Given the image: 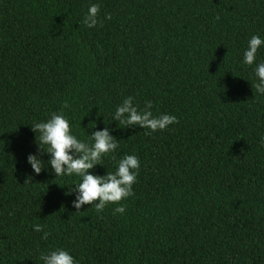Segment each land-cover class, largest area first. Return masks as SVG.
<instances>
[{
    "label": "trees",
    "instance_id": "16d2710c",
    "mask_svg": "<svg viewBox=\"0 0 264 264\" xmlns=\"http://www.w3.org/2000/svg\"><path fill=\"white\" fill-rule=\"evenodd\" d=\"M253 34L264 0H0V264H42L54 247L80 264H264V95L241 62ZM127 96L176 122L121 125ZM61 111L78 138L117 140L90 171L138 157L131 196L77 210L75 177H54L46 153L33 173L31 124Z\"/></svg>",
    "mask_w": 264,
    "mask_h": 264
},
{
    "label": "clouds",
    "instance_id": "9594fccd",
    "mask_svg": "<svg viewBox=\"0 0 264 264\" xmlns=\"http://www.w3.org/2000/svg\"><path fill=\"white\" fill-rule=\"evenodd\" d=\"M99 11V4H89L83 18L85 27L97 26ZM105 19L110 20L111 16L105 14ZM261 47H264V38L258 34L251 35L243 50L241 61L248 66L255 63L253 74L256 79L252 87L258 95H264V60L257 57ZM64 107H67V104ZM112 119L121 125H136L152 132L162 131L177 120L175 115L168 113L154 115L151 101L139 108L133 102L132 96H127L116 106ZM31 128L35 133L37 150L27 155L26 162L35 174L50 166L54 177H75L77 182L65 184L68 186L65 195L75 194L71 201L75 209L79 210L82 205H94L95 210L101 212L107 204L117 203L133 194L132 185L136 182L140 168L136 155L125 154L113 172L101 175L90 171L95 165L101 164L104 155L114 152L118 147L117 140L107 127L91 132L87 140H82L71 130L68 117L61 111L50 113L47 119L31 124ZM259 142L264 144V134H259ZM44 153L48 155L47 166L42 159ZM124 212L123 205L118 204L113 209L114 215ZM32 227L33 231L43 233L42 239L47 238L48 233L43 231L40 224H34ZM40 260L42 264H80L71 252L63 247L49 249L40 255Z\"/></svg>",
    "mask_w": 264,
    "mask_h": 264
}]
</instances>
